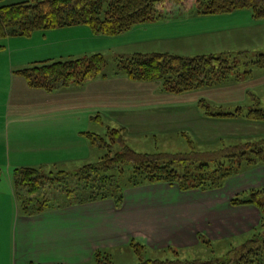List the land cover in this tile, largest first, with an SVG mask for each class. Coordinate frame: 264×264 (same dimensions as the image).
<instances>
[{"label":"crops","instance_id":"1","mask_svg":"<svg viewBox=\"0 0 264 264\" xmlns=\"http://www.w3.org/2000/svg\"><path fill=\"white\" fill-rule=\"evenodd\" d=\"M217 15L220 14L193 11L147 22L171 26L149 41L186 42V51L192 48L189 41L196 38L200 39L199 44H206L202 39L215 44L221 40L219 34L224 31L212 21L202 19H215ZM170 21L174 23L168 24ZM182 32L189 34L183 35ZM95 36L103 35L95 34L86 25H78L4 40L0 49V168L10 166L13 180L19 166L33 164L30 163L33 155L39 157V164H44L56 153L71 151L74 140L79 141L76 145L79 151L86 150L90 144L87 135L92 132L83 126L89 121L94 122L95 112L100 114L106 108L114 115L125 111L118 128H123L126 134L141 131L139 124L142 122H152L161 131L175 124V118L168 115L172 112L169 108L155 116V110L147 112L153 116L151 121L136 120L140 117L137 113H143L140 112L143 95L136 90L110 93L114 79L121 74H116L115 78L104 75L88 80L83 85L92 89L73 93L75 96L69 98L68 105L62 98L44 101V104L24 105L25 100L21 97L32 96V91L35 95L52 96L58 93V89L70 90L75 85L53 91L34 88L19 73L20 70L40 61L90 56L95 49H91L88 41L96 40ZM121 83L135 82L124 75ZM15 94L18 98L14 100ZM83 160L88 162L87 155ZM251 172L253 176L231 177L222 188L214 190L182 191L177 185L168 183L145 184L125 188L120 207L112 199L61 206L49 204L42 212L31 215L20 212L14 194L15 182H12L9 192L0 194V264H98L97 251L130 249L132 238L154 250L168 247L187 250L210 247L203 244L204 241L213 244L248 238L259 224L261 212L253 205H232L231 199L264 184V168ZM3 200L13 214L5 222Z\"/></svg>","mask_w":264,"mask_h":264},{"label":"trees","instance_id":"2","mask_svg":"<svg viewBox=\"0 0 264 264\" xmlns=\"http://www.w3.org/2000/svg\"><path fill=\"white\" fill-rule=\"evenodd\" d=\"M199 4L200 0H25L10 4H2L0 0V49L6 38L28 37L41 30L78 25H86L98 35H120L143 23L182 16V12L193 8L197 14H225L248 9L255 19H264V0H209L203 6ZM248 63L264 68V52L245 64ZM238 64L237 57L229 51L194 56L159 51L132 55L121 62L120 69L132 80L153 82L164 90L184 93L221 85L230 79L241 80L240 75H232ZM105 66L104 55L96 53L83 58L36 62L19 73L30 86L53 91L59 87L81 86L98 77ZM245 73H253V70ZM251 95L253 105L249 107L239 105L233 111H214L202 99L199 108L209 120L264 125L261 98ZM87 136L103 150L97 162L85 164L71 173L50 171L51 177L48 178L43 167L15 170L16 190H24L25 199L20 201L24 213L36 214L49 206V199L40 196L46 178L49 183L65 182L69 185L73 180H79L80 192L59 206L112 199L120 207L127 187L168 183L177 185L182 191L214 190L222 188L228 179L241 172L258 166L264 168V133L254 137L247 134L220 135L214 142L220 145L212 150L199 151L193 147L176 154L138 152L128 145L123 128H110L105 136L96 133ZM115 170L129 172L125 183L118 176L107 174ZM245 194L248 197L234 196L232 205H253L260 210L261 219L250 236L240 245L233 246L224 259L184 258L181 250L174 247L154 250L132 238L129 246L139 259L136 264H264V184ZM203 244L212 246L210 241ZM154 252H161L165 257H152ZM95 258L99 264H112L109 252L97 251Z\"/></svg>","mask_w":264,"mask_h":264},{"label":"rangeland","instance_id":"3","mask_svg":"<svg viewBox=\"0 0 264 264\" xmlns=\"http://www.w3.org/2000/svg\"><path fill=\"white\" fill-rule=\"evenodd\" d=\"M20 1L25 0H2V4H10ZM31 1L36 2L38 0ZM208 1L209 0H200L199 5L203 6ZM193 11H195V8L190 9L187 12H182V14L191 13ZM173 16L176 17L177 15ZM217 16L218 17L215 19L205 17L202 20L212 21L215 25L222 28L224 32L219 34L221 40H217L215 44H212L210 40L202 39V42H206V44L203 45L199 44L200 39L196 38L189 41L192 48L187 51L184 50L186 47V42H181L183 43L181 44L179 42L166 43L167 41L160 40L149 41L152 37H156L160 31L162 32L171 28V26L166 25L165 23H146L145 25L140 24L132 28L130 31L120 35H103L102 37L95 36L96 40L88 41V45L91 46V49H95L93 52H91L92 54H90L93 55L96 53H102L106 60V66L104 70L96 78H102L104 74L115 78L114 76L116 74H121L119 77L114 79L115 83H112L110 93L131 92L136 90L137 93L143 95V100L141 101L143 106L140 111L143 113H137L140 117H136V120L144 119L151 121L153 116L147 112H152L153 110H155L154 116L155 114L157 115L158 112L160 113L163 111L165 108H167V110L168 108L172 110V112L168 113V115H172L176 122L173 126L167 127V130H158L153 126L152 122L151 124H148V122H142L139 124V126L142 127L141 131L137 130V132L133 134L127 133L126 138L128 145L132 149L138 152L150 154H176L190 151L193 147L199 151H204L212 150L220 145V143H214L217 141L220 135L234 136L239 134H247L251 135V137H254L258 136L260 133H264V125L251 123L248 124L242 121H215L209 120L202 116L203 111L199 108V102L202 99L205 100L207 104L212 106V110L214 111H233L239 105L247 107L253 105V96L251 95L252 93L261 98L262 106H264V68L257 67L252 63L245 64L259 57L260 52H264V19H255L251 11L248 9L220 14ZM173 23L174 21H170L168 24ZM207 24L210 25V22ZM182 34L187 35L189 33L182 32ZM253 35L260 38L258 40L253 39ZM159 51H170L178 54L182 53L181 55L184 53L185 55L191 56L199 53L209 55L213 53L220 54L222 52L229 51L232 55H235L240 62V64H238V68L233 72L232 75H240L242 79L239 81H233L230 79L221 85L202 88L199 90L196 89L184 93L170 92L168 90H164L158 84L148 81L132 80V82L135 83H121L123 81L124 75H126L125 72L120 69V65L123 60H126L130 56L137 53H152ZM249 69H252L253 73L246 74L245 71ZM88 88L92 89V87H87V85H81L80 87L73 86L69 88L70 90L67 88H62V90L58 89V93L53 94L52 96L35 95V91H32V96L23 95L21 99L25 100L24 105H31L35 102L42 103L55 98H57V100L62 98L63 102L68 105L69 98L71 96H75L73 93H79L78 91H85L88 90ZM16 98H18L17 94H15L14 100ZM114 112H117V109H114ZM95 113L94 122L89 121L83 126V129L105 136L109 128L119 127L120 123H122L119 121V119L125 114V111L117 112L114 115L112 111L106 108L102 110L100 114L97 112ZM194 114H196V116ZM197 115L199 117H197ZM99 116L100 118L98 121L97 119ZM125 119H123L124 122L126 121ZM131 119L134 118L132 117ZM131 131L133 130L130 129V132ZM32 132H34V127ZM88 138L90 144L86 150L79 151V149L76 148V145L79 141L74 140L72 141L74 146L71 151L67 150L64 152L62 151V153H56L53 155L52 160L45 162L44 164H39V161H37L39 157L35 158L33 155L30 158V163L33 164H30L29 167H31V165H33L35 168L45 166V168L42 169L48 175V178L51 177L49 176L51 175L49 174L50 171L56 172L59 170H66L71 173L80 169L87 163L97 162L103 155V150L98 148L96 145H93L94 142L90 136H88ZM86 155L88 162H84L83 160V158L86 159ZM260 167L261 166L246 170L236 176H253V172L251 171L258 170ZM2 168L0 194L9 192L12 182H14L11 176L13 173L12 168L8 165H4ZM128 173V171L123 172L121 170H115V172L112 171L107 174L111 176H118V179L122 181V183H125ZM47 178L46 186L43 188V191H41L40 196L44 198V200L48 198L50 205L59 204L63 201L65 202L66 199L68 201L69 197H73L78 192H80L77 187L79 180L77 181L72 179L73 183L69 185L64 184L65 182L49 183ZM14 194L20 207V212L23 213L24 210L20 206V201L25 199L24 190L20 188H17L16 190L15 187ZM235 196L241 198L248 197L246 194H236ZM3 206L5 207V213L3 215L5 222L10 220L13 214L8 211L9 207L6 205L4 200ZM246 239L247 237L229 242H214L210 247L200 246L196 248H190L187 250H181V253L184 258L210 259L216 257L218 259H224L227 252L233 246L240 245ZM109 253L112 257V264H136L139 261L132 249H129V247L114 249ZM151 256L156 258L165 257V255L161 252H154V254L152 253Z\"/></svg>","mask_w":264,"mask_h":264}]
</instances>
